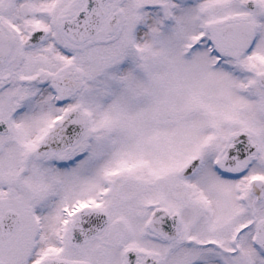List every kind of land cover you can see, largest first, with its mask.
I'll use <instances>...</instances> for the list:
<instances>
[{
	"label": "snow or ice",
	"instance_id": "6c2138e0",
	"mask_svg": "<svg viewBox=\"0 0 264 264\" xmlns=\"http://www.w3.org/2000/svg\"><path fill=\"white\" fill-rule=\"evenodd\" d=\"M0 264H264V0H0Z\"/></svg>",
	"mask_w": 264,
	"mask_h": 264
}]
</instances>
